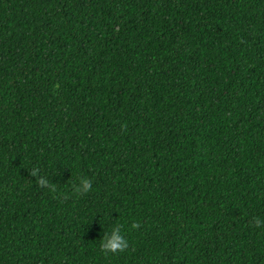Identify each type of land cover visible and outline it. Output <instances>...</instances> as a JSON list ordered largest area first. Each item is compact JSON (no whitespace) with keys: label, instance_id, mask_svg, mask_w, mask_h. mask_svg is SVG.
I'll list each match as a JSON object with an SVG mask.
<instances>
[{"label":"trees","instance_id":"16d2710c","mask_svg":"<svg viewBox=\"0 0 264 264\" xmlns=\"http://www.w3.org/2000/svg\"><path fill=\"white\" fill-rule=\"evenodd\" d=\"M253 217L264 0H0V264H264Z\"/></svg>","mask_w":264,"mask_h":264},{"label":"clouds","instance_id":"9594fccd","mask_svg":"<svg viewBox=\"0 0 264 264\" xmlns=\"http://www.w3.org/2000/svg\"><path fill=\"white\" fill-rule=\"evenodd\" d=\"M40 183L43 184L45 183V181L41 179ZM91 187L92 185L90 180H88L87 178H81L78 184L74 185L73 191L77 195H83L87 194L90 191ZM251 224L259 228L264 225V220L259 217H253L251 220ZM135 227L136 224H133L132 228ZM127 247L128 242L126 241V239H124L121 233V225L119 223H115L111 227L110 232H104V235L99 244V250L105 256L124 251Z\"/></svg>","mask_w":264,"mask_h":264}]
</instances>
